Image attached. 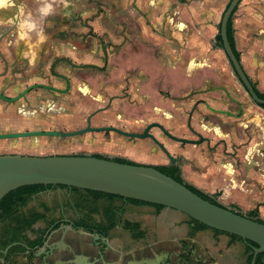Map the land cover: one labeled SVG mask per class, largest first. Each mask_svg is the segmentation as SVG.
Instances as JSON below:
<instances>
[{
	"label": "flooded vegetation",
	"instance_id": "obj_1",
	"mask_svg": "<svg viewBox=\"0 0 264 264\" xmlns=\"http://www.w3.org/2000/svg\"><path fill=\"white\" fill-rule=\"evenodd\" d=\"M104 7L108 12L118 13L108 0H0V156L117 159L177 175L183 184L219 204L222 192H207L204 187L217 188L224 182L217 166L221 159L233 163L230 172L234 178L254 185L264 197V141L257 135L253 137L251 149L241 154L252 161V176L250 171L240 175L238 151L251 145L252 137H247L243 129L240 134L245 138L239 139L242 143H235L237 137L230 136L228 147L224 141L214 142L202 134L193 123V115L200 105L207 111L211 107L202 98L196 99L192 106L189 103L190 97L201 91L190 92L185 84L180 96L173 95L171 74L165 68L153 66L155 60L163 64L158 60L160 47L140 35V26L133 25L129 35L118 32L114 40L108 35H95L94 19L106 15ZM93 8L96 12L84 19L83 13L93 12ZM104 23L106 28H126L124 20ZM79 28L85 31L79 32ZM174 105L184 107L175 110L180 132L173 126ZM207 123L208 118L203 117L202 126ZM229 128L236 132L234 127ZM69 133L76 134L63 135ZM197 134L203 142L199 143ZM37 195H53L51 202L57 196L58 201L64 204L68 200L71 206H55L48 212L59 225L56 229L50 225L44 240L56 248L57 256L51 264H77L76 255L89 254L87 247L100 246L93 242L95 236L103 241V247H109L110 264L123 261L127 264L133 259V250L139 247L152 248L148 253L137 251L138 260L154 257L150 249H154L156 256L167 248L172 250L168 243H158L147 235L140 220L133 217L140 215L136 208L155 211L153 207L116 201L113 205L116 226L102 235V228L92 226H108L103 216L107 202L99 201V213L89 214L75 208L81 197L71 189L52 186ZM255 204L245 214L238 210L246 217L254 213L255 218L264 221L260 212L264 201ZM125 223L138 224L139 228H126ZM197 234L192 238L187 235L193 244L181 243L180 248H175L172 261L162 264L212 263V259L206 262L200 253Z\"/></svg>",
	"mask_w": 264,
	"mask_h": 264
},
{
	"label": "crops",
	"instance_id": "obj_2",
	"mask_svg": "<svg viewBox=\"0 0 264 264\" xmlns=\"http://www.w3.org/2000/svg\"><path fill=\"white\" fill-rule=\"evenodd\" d=\"M109 2L115 5L114 1ZM229 2L230 0H118V4L122 5L123 3L124 10L128 11L127 13L133 16L135 21H139L140 35L148 36L152 42L160 47L158 54L161 58L158 60L162 61L163 64L161 65L155 60L153 66L157 69L165 68L171 74L169 79H171L170 84L175 97L180 96L185 90L181 88L185 84H187L190 92L201 91V93L198 92L193 96L190 94L193 97L189 99L190 106L198 98L205 99L206 91H217V99H213L214 102L208 101L211 109L217 111V114L213 115V112L204 110L200 105L193 115V123L197 124L202 134L209 136L214 142L224 141L228 147V137L230 136L237 137L235 143H242L239 139L245 138L244 134H240L243 129L247 137H252V144L238 151V156L241 158L238 161L239 169H237L241 175L244 171H250L252 162L248 158L247 160L242 158L243 155L241 154L245 150L251 149L254 142L253 137L256 135L259 136V140L264 141V110L250 100L234 75L223 49L216 45L215 38L219 33L221 17ZM231 25L234 46L239 55L240 65L254 88L264 95V0H241L231 17ZM159 73L162 72L159 70ZM209 81H216L217 85L213 88L201 89V86ZM203 117H209L211 121L209 120V123L202 126ZM230 126L236 129L235 133L229 128ZM232 165L231 161L225 162L220 159L217 166L224 182L217 188L209 185L205 186L204 189L207 192L214 190L222 192V205L225 207H236L243 213L251 211L256 206L257 201H264V197L256 192L254 185L234 178L230 172L233 169ZM252 173L253 171L249 176H252ZM44 196L46 197L45 201L35 203L32 200L31 203L35 206L26 207L25 210L37 209L39 213H43L40 204H44L48 209L45 220L54 221L51 214H48L51 208L55 206L57 208L67 207L69 202L68 200L64 204L60 200L56 202L52 200L51 202L50 196ZM165 210L166 212L173 211ZM260 212L264 218V206H261ZM153 214L156 215L155 211ZM148 222L155 223L156 228L147 229ZM148 222L147 224L141 222L143 229L147 231V235L149 234L151 238L154 237L158 243H168L172 250L167 248L161 252V255L156 256L154 249H150L149 251L154 257L149 260H138L137 251L146 253L149 248H152L139 247L137 250H133V259L127 264H162L167 259L172 261L173 257L176 256L174 254L177 251L175 248H180L181 243L190 242L193 244V241L191 242L187 237L188 221L186 219L183 225L179 227L173 223L165 224L163 220L157 218ZM43 223L46 225L45 222ZM34 228L36 230L42 229L39 227V222ZM27 235L31 240L35 238L31 233ZM56 237L55 235L52 239L54 240ZM197 241L198 249L205 261L209 262L212 259V263L208 264H246L244 244L239 241H232L227 235L217 234V240L211 242ZM93 242L100 246L87 247V250L91 252L76 255V263L110 264L108 259L109 247H103V241L96 236L93 238ZM115 244L118 245L119 242H115ZM64 248L72 249V247ZM114 248L119 249L121 247ZM56 256L57 252L50 261L52 262ZM17 263L45 264L39 249L32 252L29 250L19 255ZM114 264L126 263L123 261Z\"/></svg>",
	"mask_w": 264,
	"mask_h": 264
},
{
	"label": "water",
	"instance_id": "obj_3",
	"mask_svg": "<svg viewBox=\"0 0 264 264\" xmlns=\"http://www.w3.org/2000/svg\"><path fill=\"white\" fill-rule=\"evenodd\" d=\"M240 2L241 0H230L221 17L219 35L223 52L234 75L250 100L257 106H263L264 100L255 93L228 42V22ZM209 111L217 112L212 109ZM192 112L193 110L190 115ZM74 134L76 133L63 135ZM197 135L200 137L199 143L203 142L204 139ZM37 185L74 188L161 206L185 215L210 230L255 244L256 247L250 245V264H255L257 256L264 253V224L231 211L228 207H218L203 200L183 184L151 167L121 164L92 156H0V201L12 191ZM49 238L50 235L47 239ZM16 245H21L29 251L25 245L14 243L0 253L5 256L8 250ZM55 251L56 248L47 243L39 248L45 264H51L50 259L54 257ZM0 262L4 264V259Z\"/></svg>",
	"mask_w": 264,
	"mask_h": 264
},
{
	"label": "trees",
	"instance_id": "obj_4",
	"mask_svg": "<svg viewBox=\"0 0 264 264\" xmlns=\"http://www.w3.org/2000/svg\"><path fill=\"white\" fill-rule=\"evenodd\" d=\"M227 37H228V42L230 44V47L233 53L235 54L237 60L239 61V55L236 52L235 46H234L231 19L229 20L228 26H227ZM215 41H216V45L219 48L223 49L219 33L217 34ZM254 90L257 96L264 100V95L260 94L255 88ZM260 107L264 110V105ZM92 157L105 159L99 156H92ZM113 161L117 163H121V164L131 165L125 161H121L117 159ZM159 172L172 178L176 182L183 184V182L177 175H173L172 173H169L167 171L165 172L162 170H160ZM183 185L186 188H188L191 192H193L194 194L202 198L203 200L213 205H216L218 207H223V208L225 207L222 204L213 202L210 198L202 194L200 191L190 186H187L185 184ZM59 187L62 189H66L65 187H62V186H59ZM51 188L52 186H40V185L22 187V188H19L15 191L8 193L5 197L1 199L0 201V251L5 250L9 245L14 244V243L25 245L31 252L35 251L39 249L40 247H42L44 240L46 238V235L49 233L48 226L52 225L53 229L58 228L59 226L58 223H54V221L48 222L47 220H45V214H46V211H48V209L44 204H40V207L43 209V213H39L37 209H32V210H27V211L25 210L27 205L34 199V197L37 196L38 193L44 191L45 189H51ZM71 191L72 193H75L81 197L79 202L75 203V208L79 211H87L89 214H98L99 213L98 202L104 201L108 203V206L104 208L103 210V216L107 220L108 226L104 227L103 224H99L98 226H92L95 228H102L103 229L101 233L102 235H106L107 231H109L110 229L116 226L115 211H114L115 208L113 207V205L116 201H123L122 198L117 197V196H112V195H106L102 193L74 189V188L71 189ZM127 202L132 205H143V206L145 205V206L153 207L155 209L156 215L159 214L161 210H163V207L157 206V205H150V204L133 201V200H127ZM67 207H70V205L68 204ZM229 209L231 211H234V212H237L238 214L243 215L236 207H231ZM246 218L254 220L260 224H264L263 220L255 218L254 213H250L249 216ZM38 222H45L47 227L44 229L36 230L34 226ZM188 224L190 226V232L188 234L190 238H192L198 231L210 230L207 227L197 223L196 221L192 219H188ZM77 225L81 227H85V228L88 227L84 223H77ZM124 226L126 228H129V227L135 228V229L139 228L138 224L132 225L129 223H125ZM212 231L216 235L217 234L227 235L224 233H220L218 231H214V230ZM28 233H31L32 236H34L35 238L31 240L27 235ZM142 236H143V233L139 232V237H142ZM227 236H229L232 241H239L244 244L246 264H250L252 260V250H251L250 245L254 247H256V245L250 242H244L240 238L232 236V235H227ZM26 251H27L26 248L21 245L13 246L8 250L5 256H3L0 253V260L4 259V264H18L17 263L18 256L21 254H24ZM255 264H264V253H261L257 256Z\"/></svg>",
	"mask_w": 264,
	"mask_h": 264
},
{
	"label": "rangeland",
	"instance_id": "obj_5",
	"mask_svg": "<svg viewBox=\"0 0 264 264\" xmlns=\"http://www.w3.org/2000/svg\"><path fill=\"white\" fill-rule=\"evenodd\" d=\"M108 1H111V2L114 1L115 2V5L114 6L117 7L116 10H117L118 13L113 14L114 11L108 12L107 9H105L106 7H104L105 12H106V15L103 18L102 17H99V18H95L94 19L93 30H94L95 35H108V36L111 37V39L114 40V39H116V36H117L116 34H118V32L124 31L128 35L129 34H132L131 33L132 26L134 25V26H137L138 27L139 26V21L138 22L135 21L134 20L135 18H133V16H130L129 13H127L128 11L124 10L123 3H122V5L119 3L120 4L119 5L118 4V0H108ZM95 12H96V8H93V12H92V10H91V12H88V13L87 12H84L83 13L84 19L86 17H90V15L92 13H95ZM136 19H137V17H136ZM103 20H104V22L107 21V20H112L113 23H115V21H117V20H119V21H123L124 20V23L126 25V28L123 29V28L117 27L115 25L114 26L117 27V28H113V29L106 28V27H104V24L105 23L103 22ZM82 31H85V30L79 28V32H82ZM144 37H145V35H144ZM145 39L149 43L152 42V40L148 36H146ZM142 46L145 47V45H142ZM146 47H148V45H146ZM151 47H152V45H151ZM141 53H142L141 56H144L145 55V53H144L143 50L141 51ZM216 83H217L216 81L205 82L201 86V89L208 88V87L209 88H213V87H215L217 85ZM191 90H193V89H191ZM206 93H207V96L205 97V99L207 101L210 100V102H214L213 99H217V91H215V90H213V91H206L205 94ZM191 98H193V97H191ZM174 106H175L174 107V114L175 115H174V125L173 126H174V130L176 132H180L179 128H181V124L179 122L177 123L179 117L177 116V112L175 110L176 109H180L181 110L184 107L177 106V105H174ZM149 117L151 118V116H149ZM207 118H208V121L209 120L211 121V119L209 117H207ZM215 119H217V118H215ZM195 127L198 128L197 124H195ZM41 157H43V156H41ZM36 197H37L36 199H37L38 202H41V201H45L46 200V197L45 196H38L37 195ZM51 197H53V195ZM54 197L56 198V199H54V201L56 202L57 201V196H54ZM32 204L33 203L30 202L27 207L30 208L32 206H35V204L34 205H32ZM136 211H138V213L140 215L139 216H133V217L138 218L143 224L144 223L147 224L148 221H150L152 219L155 220V218H157V219L163 220V223H165V224H171V223H173L177 227H179V226H182L183 225V223H184V221L186 219L185 216L179 214L178 212H174V211L166 212V210H162L158 216L153 214V209H148L146 207L145 208H140V209H137L136 208ZM245 213L246 212H244V214ZM39 227H41L42 229H44L46 227V225L43 222H39ZM146 228L147 229L148 228L149 229H155L156 228V224L155 223H152V222H150V223L148 222V224L146 225ZM196 237L198 238L197 240H200V241H210L211 242L212 240L213 241L215 239L217 240V235L214 234L213 232H211L210 230L198 231V234H197ZM164 262L170 263L171 261L167 259Z\"/></svg>",
	"mask_w": 264,
	"mask_h": 264
}]
</instances>
